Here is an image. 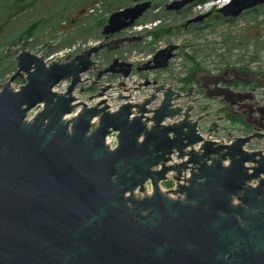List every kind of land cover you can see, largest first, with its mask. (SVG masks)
Here are the masks:
<instances>
[{
  "label": "water",
  "instance_id": "1",
  "mask_svg": "<svg viewBox=\"0 0 264 264\" xmlns=\"http://www.w3.org/2000/svg\"><path fill=\"white\" fill-rule=\"evenodd\" d=\"M132 1L109 16L102 42L65 63L29 52L37 38L8 49L17 54V72L0 84V264H264V103L253 93L210 74L214 80L196 93L154 82L147 98L114 112L107 97L94 106L75 103L79 84L100 82L83 79L101 67L95 55L143 38L110 40L156 7ZM194 1L165 8L178 12ZM261 5L264 0H230L218 12L238 18ZM177 49L158 50L136 71L167 68ZM119 59L97 78L130 76L133 64ZM24 74L25 83L14 89ZM64 80L67 91L55 92ZM186 98L195 104H173ZM222 105L237 108L251 129L227 144L210 139L231 125L218 111ZM111 133L114 149L106 144ZM169 180L174 188L163 191Z\"/></svg>",
  "mask_w": 264,
  "mask_h": 264
},
{
  "label": "rangeland",
  "instance_id": "2",
  "mask_svg": "<svg viewBox=\"0 0 264 264\" xmlns=\"http://www.w3.org/2000/svg\"><path fill=\"white\" fill-rule=\"evenodd\" d=\"M31 1L17 3L18 0H0V84L8 81L17 72L16 55L14 52L7 55L9 48H18L21 42L37 38L30 41L27 47L29 52L45 56L47 63L53 60L65 63L83 50L102 42L104 36L99 30L102 31L103 27L100 29L96 26L98 20L109 18L120 7L127 8L134 5L132 0H100L99 6H95L94 11L90 13L87 8L98 0H39L34 5H30ZM150 1L156 7L150 9L138 23L143 26L141 27L143 29L138 32L143 39L140 42L128 44L119 51L111 53L104 50L95 55L93 59L98 61L101 67L87 76L100 82L96 83L94 79L86 78L85 83L80 84L75 91L80 99L94 96L102 84L115 82L118 79V75L97 78L98 72L107 68L117 58L116 56L127 59L131 56L129 59H132L135 64H140L136 59L147 60L167 45L178 46L176 56L181 60L179 67L181 70L171 67L167 72L169 75L177 73L180 77L182 74L189 76L209 70L211 61L215 59L221 63L219 60L221 57V59L229 60L233 55L237 59L251 56L255 60H264V7L257 12L243 13L235 22L210 20L204 23L202 21L191 24L187 29L185 24L189 19L206 14L212 9H207V4L204 6L196 4L194 8L186 12L176 13L167 11L165 8L167 3L175 0ZM209 1L212 0L207 2ZM19 6H25V9L20 12ZM201 7L202 10H200ZM36 22H39V25L34 30L33 37L26 38L23 33ZM156 24L169 27L172 31L150 45L152 37L149 35L154 31ZM218 50H226V55L219 54ZM186 54L194 56V61L186 58ZM196 64L199 65L198 68ZM24 76L25 74L13 82L14 89L25 83ZM39 109L40 107H37L30 115H34ZM223 129L228 132L222 131L219 137L228 138L243 134V127L237 124L231 123L229 127ZM161 187L163 191H169L174 188V182L172 180L163 182ZM150 191L151 189L148 188L147 192Z\"/></svg>",
  "mask_w": 264,
  "mask_h": 264
},
{
  "label": "built area",
  "instance_id": "3",
  "mask_svg": "<svg viewBox=\"0 0 264 264\" xmlns=\"http://www.w3.org/2000/svg\"><path fill=\"white\" fill-rule=\"evenodd\" d=\"M224 0H212L209 2H206L204 5L207 4V9H212L214 6H221L222 2ZM230 0H227V2ZM222 2V3H221ZM201 5V4H199ZM96 6H99V4H97ZM200 10H202V7L200 8ZM94 10L91 9L89 10V12H93ZM157 25V24H156ZM143 26L137 24L135 26H132L130 28L125 29L122 32V36L123 37H136L139 36L138 32L141 31L143 28H141ZM145 28H148L147 26H144ZM219 54H223L226 55V50H218ZM224 51V52H222ZM177 55V54H176ZM175 55V57L171 60L170 65L168 67V69L165 70H159V71H147V72H136V71H132L130 76L128 77H123L121 75H119L118 79L115 82H106L104 84H102L100 86L99 91L92 97H88L86 99H84L85 102L88 103L89 106H94L95 104H97L99 101H101L103 98L107 97L108 98V103L111 105L109 107V109L114 112L116 110L119 109V107L125 103V102H135L137 100H142L147 98V96H149L152 91H153V87L162 83H166V84H170L172 85L173 89L180 91L182 94L187 93L186 89L183 86V83L178 82L177 80H175V77L178 76L177 73H175V77L172 79L171 77L174 75H169V73L167 72V70H169V68H176L178 70L180 67V59H177V56ZM117 58H120L123 61H127L130 63H133L134 65H142L145 62L149 61L152 56L148 57L147 60L144 58L141 59H136L137 61L140 62V64H135V62L131 58V56L127 59L124 57H119L116 56ZM221 63H218L215 59L212 62V64H210V68L209 71L211 73H219L220 69L229 67V66H236V67H244L247 66L251 71L253 72H257L259 74H263L264 75V60H255L252 59L251 56H245L244 59H237L235 55L231 56L226 60H222L221 58H219ZM174 62H177L174 64ZM91 72H95L94 70L88 71L87 73L83 74V79L88 78V74ZM168 73V74H167ZM185 76H187V74H182L180 78H184ZM89 81V80H88ZM150 81L151 84L147 87L144 86V83ZM154 82H157L156 85H154ZM85 83V80L82 82ZM81 83V84H82ZM70 85V80H64L62 82H60L55 88L54 91L55 92H61V93H65L67 91V87ZM80 86V84L78 85ZM77 86V88H78ZM77 88L75 89V91L77 90ZM74 91V94H75ZM254 96L257 99V102H259L260 105H262L264 103V87L261 88H257L255 91H253ZM123 95L128 97L127 100H119V96ZM177 100V99H174ZM173 100V101H174ZM179 100V99H178ZM82 101V99L77 98L75 103H78ZM158 104V101H156ZM207 102L206 100L203 102L205 103ZM190 103L195 104L193 99L190 98H186L183 100H180L178 102H173V104L176 105H181L182 107L186 108ZM84 104L81 103L79 104V107L76 109V113L72 114L73 116L77 114V112H79V110L82 108ZM178 119H174V120H168L165 122V124H168L169 122L173 121H177ZM94 122H97V120H94ZM199 131L204 134V128L200 125L199 126ZM223 131V129L221 130V132ZM228 132V131H225ZM246 135L245 133H243L240 136H244ZM210 139L213 140H217L220 141L222 143H230L232 142V138H224V137H219V134H215L212 137H210ZM106 144L109 145V147L111 149H114L117 146V134L116 133H111V135H109L106 138ZM260 147L256 146V145H249L246 147L247 150L252 151V150H256ZM175 186V185H174ZM148 188H150L148 186Z\"/></svg>",
  "mask_w": 264,
  "mask_h": 264
},
{
  "label": "flooded vegetation",
  "instance_id": "4",
  "mask_svg": "<svg viewBox=\"0 0 264 264\" xmlns=\"http://www.w3.org/2000/svg\"><path fill=\"white\" fill-rule=\"evenodd\" d=\"M196 2L197 0L194 1L192 4L188 5L187 7H190L191 9L194 8V6L196 5L195 4ZM208 13H211V11H209ZM211 14L208 16V18H210ZM207 19H205L204 21H206ZM190 25L185 26V28L188 29ZM14 50L15 49H13V52ZM244 67L247 69H242ZM244 67L240 68L234 65L229 66V67L220 69L219 73L217 74H212L209 72V70H206V71L204 70V72L203 71L197 72L196 74L192 75L193 80L191 83H186L185 82L186 78H180L178 76L175 77V74L171 78L173 79L175 77V80H177L180 83H183V86L186 87V89L191 88V87L195 88L193 90L194 93L199 91L198 88L199 86L202 85L204 81L213 79V77H211L210 74L214 76H218L216 79L221 80L220 81L221 85L231 86L241 92L253 93V91H255L257 88L263 87L264 86V75L263 74L261 75L257 72L249 71L250 69L247 66H244ZM257 75L259 77H257ZM220 115H222L223 119L227 122H230L233 124H238V122L241 123V126L243 127V130L245 132L251 131L250 127L244 124V121H243L244 117L242 116L241 112L238 111L237 108H230L225 105H222L221 110H220Z\"/></svg>",
  "mask_w": 264,
  "mask_h": 264
},
{
  "label": "trees",
  "instance_id": "5",
  "mask_svg": "<svg viewBox=\"0 0 264 264\" xmlns=\"http://www.w3.org/2000/svg\"><path fill=\"white\" fill-rule=\"evenodd\" d=\"M25 0H18V2L17 3H23ZM37 1H39V0H32L31 2H30V5H34ZM208 0H197V2L195 3V4H203V3H205V2H207ZM101 1L100 0H98V1H96V2H94L90 7H88L87 8V11L89 12V10H91V9H93L98 3H100ZM14 6H15V4H14ZM13 6V7H14ZM262 7H264V5H261V6H259V7H256V8H254V9H252V10H249V11H246V12H244V14L245 13H249V12H257L258 10H260ZM122 7H120V8H118V9H121ZM23 9H25V6L24 7H20L19 6V11L21 12ZM117 9V10H118ZM191 8L190 7H187L185 10H182V12H186V11H188V10H190ZM181 11H178V12H176V13H180ZM211 16H210V18H208L206 21H204V23L205 22H208V21H210V20H222V21H224V22H235L236 20H237V18H225V17H223L222 16V14H220L219 12H218V9H217V7H214L212 10H211ZM240 17V16H239ZM238 17V18H239ZM107 20H108V17L107 18H105V19H100V20H98L97 21V24H96V26L98 27V28H100L101 29V27H104L105 25H106V23H107ZM160 20V19H159ZM40 21H43V20H40ZM161 23V22H160ZM159 23V24H160ZM39 25V22H36V23H34V24H32V25H30L26 30H25V32L23 33V35L26 37V38H32L33 37V35H34V30L36 29V27ZM103 29V28H102ZM171 31H172V29L171 28H167V27H161V26H157L156 25V27H155V29H154V31L153 32H150V37H152L151 39V41H150V45H153V44H155L157 41H159L160 39H162L164 36H166V35H168V34H170L171 33ZM99 32L100 33H102V31L101 30H99ZM15 43H16V41H15ZM185 57L186 58H189V59H192V61H194V56H190V55H188V54H186L185 55ZM222 58V57H221ZM222 60H225V59H222ZM196 67L198 68L199 67V65H197L196 64ZM242 69H247V68H242ZM186 79H185V82L186 83H191L192 82V80H193V78H192V75H189V76H187V77H185Z\"/></svg>",
  "mask_w": 264,
  "mask_h": 264
},
{
  "label": "bare ground",
  "instance_id": "6",
  "mask_svg": "<svg viewBox=\"0 0 264 264\" xmlns=\"http://www.w3.org/2000/svg\"><path fill=\"white\" fill-rule=\"evenodd\" d=\"M222 2L227 3V0H224V1H222ZM222 2H221V3H222ZM222 4H223V3H222Z\"/></svg>",
  "mask_w": 264,
  "mask_h": 264
}]
</instances>
